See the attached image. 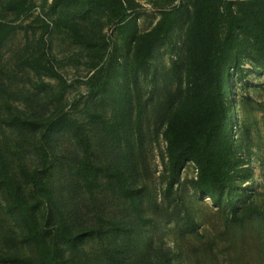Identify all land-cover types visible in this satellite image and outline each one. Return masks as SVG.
Returning <instances> with one entry per match:
<instances>
[{
	"label": "rangeland",
	"instance_id": "obj_1",
	"mask_svg": "<svg viewBox=\"0 0 264 264\" xmlns=\"http://www.w3.org/2000/svg\"><path fill=\"white\" fill-rule=\"evenodd\" d=\"M141 17L139 31L153 28L169 8L182 6L176 30L157 42L147 67L134 84L129 68L132 48L117 38L116 26L103 19L81 21L82 30L97 39L106 36L108 51L118 50L117 87L126 100L127 119L121 148L108 141L96 125L89 124V135L95 163L124 167L133 188L141 189L137 210L109 190L108 185L88 194L79 177L80 149L67 132L52 135L54 166L53 186L64 215L74 230L96 227L98 218L114 221L128 232H107L101 237L83 240L77 250L63 247L64 264H264V75L248 72L236 74L230 82L231 105L234 107L232 134L235 140L236 175L245 194V202H235L238 215L251 210L252 216L242 223L230 217L226 204L214 202L198 193L191 181L197 171L188 164L180 184L171 195L166 193L165 123L172 109L169 95L178 97L187 87V36L192 16L188 0H177L164 7L165 0H137ZM53 0H30L28 9L15 16L4 9L0 0V17L17 26L0 52V116L7 117L6 103L20 116L46 119L64 110L80 123L88 124L87 112L112 115L107 95L94 98L88 94V83L95 71L89 67L86 51L73 44L64 29L57 27L51 10ZM53 24L46 33L47 22ZM44 37V43L42 42ZM46 53V54H45ZM40 57L51 63L66 79L69 88L61 104L36 86L44 83L59 91L56 79L47 74L19 66L24 60ZM39 59V60H40ZM254 61L253 58H250ZM255 63V61H254ZM252 64L245 66L251 69ZM143 111L144 147L139 148L135 132L136 113ZM38 135L23 129L0 126V151L13 173L20 163L34 169L38 166L31 143ZM6 200L0 190V255L34 257L31 246L20 243L23 229L18 219L5 212ZM41 215V214H40ZM229 217V221L227 218ZM245 219V218H243ZM196 228L193 229V227Z\"/></svg>",
	"mask_w": 264,
	"mask_h": 264
},
{
	"label": "trees",
	"instance_id": "obj_2",
	"mask_svg": "<svg viewBox=\"0 0 264 264\" xmlns=\"http://www.w3.org/2000/svg\"><path fill=\"white\" fill-rule=\"evenodd\" d=\"M4 9L15 16L22 15L30 0H4ZM177 0H165L164 7L175 5ZM192 16L186 30L187 36V87L178 97L169 95L172 109L169 113L163 138L166 142V193L171 195L180 184L183 171L193 164L197 171L191 181L193 188L216 207L226 204L233 220L242 223L252 216L251 210L238 215L235 202H245L241 184L236 175L235 140L232 134L234 119L231 105L230 82L232 76H245L248 72L264 75V0H188ZM141 5L137 0H53L51 10L57 27L66 31L73 44L83 48L89 55V67L95 71L93 81L88 83L89 96L107 95L105 101L111 106L112 115L87 112L88 124L65 113H52L46 119L20 116L6 103L7 117L0 116V126L23 129L38 135L31 143L37 157L34 169L20 163L13 173L0 151V190L4 194L5 212L18 219L23 229L20 243L31 246L36 256L20 254L0 255V264H64L63 247L77 250L83 240L101 237L107 232H128L123 226L109 221L111 227L98 218L96 227L74 230L64 215L53 186L52 169L54 153L52 135L67 132L80 149L79 177L83 189L90 195L103 189L109 190L129 202L133 210L142 190L133 188L127 170L122 166L95 163L88 125H96L108 141L119 149L126 127L127 108L123 92L117 87L116 63L118 50L108 51L106 36L94 38L82 30L81 21L105 19L106 24L116 26L117 38L122 45L132 48L130 70L134 84L138 74L150 60L153 46L170 36L177 28L182 6L166 9L153 28L139 31ZM46 33L52 31L49 21ZM17 26L0 17V52L4 49ZM44 43V37H42ZM46 54V53H45ZM250 58H253L254 61ZM40 57L19 63L42 72L58 82L59 91L44 83L36 86L49 97L50 103L61 104L69 88L66 79L51 63ZM251 63V69L245 66ZM4 91V89H0ZM143 111L136 113L135 132L140 149L144 147ZM41 214V215H40ZM245 218V219H243ZM229 221V217L227 218ZM196 226L193 227V229ZM170 264V263H169Z\"/></svg>",
	"mask_w": 264,
	"mask_h": 264
}]
</instances>
